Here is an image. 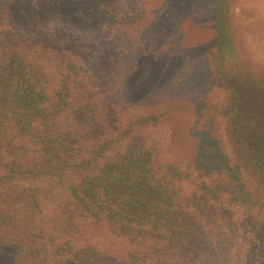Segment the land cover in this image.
<instances>
[{
	"label": "trees",
	"instance_id": "trees-1",
	"mask_svg": "<svg viewBox=\"0 0 264 264\" xmlns=\"http://www.w3.org/2000/svg\"><path fill=\"white\" fill-rule=\"evenodd\" d=\"M75 2L0 0V264H264L263 176L177 165L166 112L105 95L71 45Z\"/></svg>",
	"mask_w": 264,
	"mask_h": 264
},
{
	"label": "rangeland",
	"instance_id": "rangeland-1",
	"mask_svg": "<svg viewBox=\"0 0 264 264\" xmlns=\"http://www.w3.org/2000/svg\"><path fill=\"white\" fill-rule=\"evenodd\" d=\"M155 1L118 20L97 0H76L71 45L105 95L166 112L177 165L232 175L246 162L264 178V0Z\"/></svg>",
	"mask_w": 264,
	"mask_h": 264
}]
</instances>
